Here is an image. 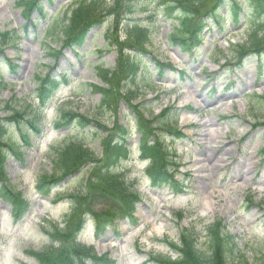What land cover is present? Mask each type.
I'll list each match as a JSON object with an SVG mask.
<instances>
[{"label":"rangeland","instance_id":"1","mask_svg":"<svg viewBox=\"0 0 264 264\" xmlns=\"http://www.w3.org/2000/svg\"><path fill=\"white\" fill-rule=\"evenodd\" d=\"M21 1L29 0H0V40L8 32L15 31L16 36L0 53V124L11 128L8 143L18 151L8 152L3 171L9 187L23 202L15 201L0 184V264H42L30 252L60 248L63 240L71 246L86 215L94 221L113 217L100 207L94 209L98 215L90 213L88 200L96 193L106 194L109 184L104 168L109 165L104 161L103 146L116 136L118 128H126L130 134L125 144L130 156L123 158L118 178L128 190L133 188L139 200L134 211L138 223L130 227L119 221L117 228L108 227L96 237L88 221L79 236L81 245L92 246L98 256L114 260L112 264H157L156 256L176 261L180 254L169 244L178 243L182 230L195 234L196 247L203 250L204 230L219 222L233 238L235 257L243 256L248 264H264V60L259 73V57L253 50L242 67L236 66L241 54L233 50L249 40L251 30L244 21L251 9L243 0H238L244 7L241 20L234 24L227 15L223 29L207 20L201 44L190 53L171 44L176 23L163 17V0H139L146 10L141 11L138 4L129 16L120 0L119 6L105 0L101 26L93 28L75 51L66 47L61 37H53L48 26L56 18L60 24L62 14L69 16L68 11L81 0L41 1L46 20L38 22L43 17L33 13L29 23L17 6ZM228 7L230 4L224 5L220 13L225 16ZM133 22L147 27L145 52L135 53L149 67L151 77L138 83L141 94L135 101H129L122 77L115 79L111 106L102 109L100 95L91 89L105 88L95 69L118 65L123 70L129 59L123 52L134 53L125 40L124 27ZM107 36L114 49L106 47ZM97 50L103 51L99 54ZM155 62L166 65L161 76ZM47 71L51 76L63 74L66 83L59 81L61 87L49 106L39 110L37 78ZM166 106L176 110L168 125L181 129L184 137H170L164 131L165 120L160 121V114ZM19 113H24L22 120ZM64 113L77 114L98 126L80 127L70 122L58 128L55 122L63 119ZM184 116L188 121H183ZM137 117L153 129L149 142L159 141L171 154L170 161L181 166L175 180L182 184V193L151 186L150 157L138 147ZM12 118L35 120L40 133L33 135L22 128L28 137V143H23L16 122L9 124ZM67 142L83 145L95 160L87 171L84 168L54 188L38 191V181L52 174L54 152ZM195 160L200 163L196 167ZM53 230H68V234L62 239L49 238L46 234ZM71 260L79 263V259Z\"/></svg>","mask_w":264,"mask_h":264},{"label":"trees","instance_id":"2","mask_svg":"<svg viewBox=\"0 0 264 264\" xmlns=\"http://www.w3.org/2000/svg\"><path fill=\"white\" fill-rule=\"evenodd\" d=\"M41 1L43 0H29L21 1L17 6H21L24 13V19L29 21V16L38 12L41 14L42 7ZM118 0H112L113 4L119 6ZM162 5L163 16L170 21L175 22L177 25L173 28L172 34L169 38L170 42L176 46H181L185 51H190L196 46H199L201 42V32L204 28V19L210 18L216 24H222L225 20V16L220 13V9L224 5L230 4L228 7V15L235 23L241 20V12L244 9L240 6L238 0H166L167 2ZM162 1V2H163ZM105 0H81L76 2L75 7H72L67 16V12L62 14L58 24L56 18L51 22L50 28L53 31L51 35L57 39L61 37L62 42H65V46L69 48H79L84 42L86 34L94 27L102 24L100 15ZM122 2V3H121ZM230 2V3H228ZM120 5L124 10L126 16L133 13L134 6L139 4V0H120ZM244 6L249 7L251 10L250 16L244 18L245 24L251 29L249 40L241 46H237L233 53L242 56L243 53L248 51H255L261 53L260 57L264 55V0H243ZM141 4H139L140 6ZM140 10L144 11L146 8L140 6ZM139 10V11H140ZM43 16V15H42ZM117 27V24H115ZM125 40L134 50V53L128 54L127 50L123 52L124 57L129 58L128 61L123 63V70H120L118 65L112 69H104L102 66H98L95 71L97 76L105 85V88L91 86L94 93L100 95V107L103 109L110 108L111 98L110 94L113 88L115 79L121 78L120 82L124 81L126 95L131 98L129 101H135L141 94V89L138 87L139 82L147 81L151 77L149 67L145 64V61L135 51L144 53L143 46L147 43L148 32L147 27L142 28L138 22L126 23L124 27ZM14 32L11 34H2L3 39L0 40V52L1 48L9 44H13L15 37ZM107 41V47L110 49L113 43L109 41L108 36L105 38ZM16 43V42H15ZM263 47V48H262ZM262 49V50H261ZM260 50V51H259ZM99 54L101 52H98ZM241 63V62H240ZM161 65V64H160ZM157 63L159 68L163 67ZM1 75V74H0ZM39 75V74H38ZM37 75V76H38ZM37 88L40 97V104L46 107L48 102L52 99V96L59 88V84H56L58 78H52L48 75L39 76ZM48 79V81H47ZM64 79V78H63ZM151 83V82H150ZM138 84V85H137ZM151 85V84H150ZM175 112L172 107H166L161 111L160 121H164V131L173 135L176 130H173L167 120L174 116ZM19 118H24V113H19ZM157 119V118H156ZM76 122L78 126L84 127L86 125H95L77 114L64 113L63 119L56 124L60 126L64 122ZM9 124L16 122L14 127L18 130L21 140L25 143L28 142V138L25 133L22 132V128H29L35 133L38 130L35 126L34 120L16 121L12 118L9 120ZM136 127L141 134L140 149L144 154H148L150 157V166L148 173H150L151 179L158 185H177L173 180V176L178 170L176 164L170 161V155L166 148L158 143L153 144L149 142L150 132L153 130L146 121L140 117L136 118ZM8 126L0 124V182L6 183V176L4 174V161L9 153L16 154L18 151L8 143V136L10 134ZM111 134V132H109ZM113 133V132H112ZM128 133L124 128H118L116 136L110 137L108 143L103 146V155L106 165L109 167L104 168V176L107 177L108 189L106 194L96 193L94 196H89V212L95 216L98 215L94 212L96 207H100L113 214V217H109L107 220H95L96 233L101 235L103 230L107 227L115 225V221L127 219L134 221L132 212L135 209V205L138 199L134 195L133 190H128L122 179L118 178L120 173L118 168L120 163L124 161V157L129 155L128 148L123 145ZM156 141V140H155ZM159 144V145H158ZM95 160L94 154L85 148L81 144L73 142H67L63 147L57 149L54 152L52 159L53 171L50 176L43 175L38 183L36 189L38 191L50 190L58 185L65 178H69L75 173L83 170L87 171ZM7 193L23 204L21 196L13 192L8 186L5 187ZM16 205V202H14ZM96 211V210H95ZM103 218V217H100ZM105 218V217H104ZM53 233H47L49 238L62 239L68 234V230H53ZM63 246L60 248H53L52 246L43 250V252L33 255L42 260V264H110L111 261L106 258H98L92 248L76 247L74 244L71 246L65 245V241H61ZM197 237L194 236L188 230H182L180 232L179 240L177 244H169V247L180 254L178 260L171 261L168 257L154 258L157 264H248L243 256L235 257L236 245L232 236L223 230L222 224L219 222L213 223L208 230H205V245L203 250L196 247ZM177 251V252H176ZM71 258L79 259V263L72 262ZM240 259V260H238ZM178 262V263H176ZM180 262V263H179ZM183 262V263H182Z\"/></svg>","mask_w":264,"mask_h":264},{"label":"bare ground","instance_id":"3","mask_svg":"<svg viewBox=\"0 0 264 264\" xmlns=\"http://www.w3.org/2000/svg\"><path fill=\"white\" fill-rule=\"evenodd\" d=\"M188 119H189V118H188L187 116H184V117H183V121H184V122H185V121H188ZM199 164H200V163L198 162V160H195V161H194V167H196V166L199 165ZM198 167H199V168H198ZM198 167H197V169H201V168H203L202 166H198Z\"/></svg>","mask_w":264,"mask_h":264}]
</instances>
